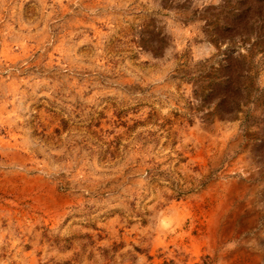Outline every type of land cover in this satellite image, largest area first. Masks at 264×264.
<instances>
[{"label":"rangeland","instance_id":"374dc122","mask_svg":"<svg viewBox=\"0 0 264 264\" xmlns=\"http://www.w3.org/2000/svg\"><path fill=\"white\" fill-rule=\"evenodd\" d=\"M0 264H264V0H0Z\"/></svg>","mask_w":264,"mask_h":264},{"label":"bare ground","instance_id":"6f19581e","mask_svg":"<svg viewBox=\"0 0 264 264\" xmlns=\"http://www.w3.org/2000/svg\"><path fill=\"white\" fill-rule=\"evenodd\" d=\"M42 198V197H41ZM43 200V199H42Z\"/></svg>","mask_w":264,"mask_h":264}]
</instances>
